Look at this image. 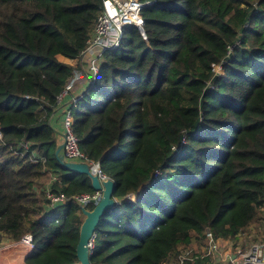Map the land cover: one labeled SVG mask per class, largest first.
Wrapping results in <instances>:
<instances>
[{
  "label": "trees",
  "instance_id": "1",
  "mask_svg": "<svg viewBox=\"0 0 264 264\" xmlns=\"http://www.w3.org/2000/svg\"><path fill=\"white\" fill-rule=\"evenodd\" d=\"M140 1H154L141 11L148 41L126 26L72 107L81 152L103 158L119 198L91 264L177 262L207 228L228 241L264 224V0ZM103 10L104 0H0V233L33 236L26 264L78 261L73 197L94 189L59 165L51 118ZM49 183L65 206L48 209Z\"/></svg>",
  "mask_w": 264,
  "mask_h": 264
},
{
  "label": "built area",
  "instance_id": "2",
  "mask_svg": "<svg viewBox=\"0 0 264 264\" xmlns=\"http://www.w3.org/2000/svg\"><path fill=\"white\" fill-rule=\"evenodd\" d=\"M154 1L141 2L140 0H104V10L99 16L95 27L87 40L86 47L79 57L81 65L80 73H76L69 86L58 97V104L63 102L68 96L73 98V102L60 116L61 129L66 135L65 156L70 161H86L90 164V171L99 177L101 181L109 179L102 170L101 159L90 161L80 150L79 141L73 132L72 107L77 100L82 97L83 91L71 97V91L75 88L79 76H83L88 83H92L99 73L102 56L107 50H114L119 47L126 26L135 25L140 33L144 28V20L141 11L150 6ZM142 34V33H141ZM87 59L88 71L84 62ZM219 68V69H218ZM214 73L219 77L225 76L224 68L221 64L213 65ZM2 133L0 130V138ZM23 147H28L24 143ZM45 199L48 209L55 210L66 205L68 198L65 194L56 193L49 183L45 189ZM103 196L102 191L85 193L73 197L74 201L81 207L89 205L96 206ZM133 200V197H129ZM119 200V199H118ZM90 248H93V241ZM35 249V243L31 234L25 235L21 240L14 241L5 234L0 233V264H26V259ZM198 257L202 259L212 258L211 264H264V240H259L248 245H232L227 249L219 238H216L211 229L204 232V244L201 246V254L197 256L191 247L183 248L179 259L175 264H194ZM164 264H173L166 261Z\"/></svg>",
  "mask_w": 264,
  "mask_h": 264
},
{
  "label": "water",
  "instance_id": "3",
  "mask_svg": "<svg viewBox=\"0 0 264 264\" xmlns=\"http://www.w3.org/2000/svg\"><path fill=\"white\" fill-rule=\"evenodd\" d=\"M141 33L143 39L147 42L148 39L144 28L142 29ZM72 102L73 98H65L63 102L58 104L54 114L58 113L61 116ZM51 126L55 130V133L57 135L58 145L55 151V155L59 165L73 173L86 175L91 179L92 188L94 189V191H102L103 193L101 201L99 202V204L94 206L93 209L90 210L86 207L80 206L83 217L80 227L79 241L76 248L78 261L74 264H91L90 243L95 235L101 218L107 210L119 204V198L117 197L116 193V184L111 179L101 181L97 175H94L90 171V164L88 162L68 160L65 156L66 135L58 124H54L53 116L51 118ZM102 160L103 158L101 159V163Z\"/></svg>",
  "mask_w": 264,
  "mask_h": 264
},
{
  "label": "rangeland",
  "instance_id": "4",
  "mask_svg": "<svg viewBox=\"0 0 264 264\" xmlns=\"http://www.w3.org/2000/svg\"><path fill=\"white\" fill-rule=\"evenodd\" d=\"M84 65L85 69L88 71L87 59L84 62ZM259 240H264V224L260 221L252 223L245 232L238 233L236 237L231 238L228 241L222 240L221 242L223 244V248L227 249L232 245H248ZM202 244V240L199 241L196 236L193 235L191 243L186 247H191L196 254ZM169 263L175 264L174 259Z\"/></svg>",
  "mask_w": 264,
  "mask_h": 264
},
{
  "label": "crops",
  "instance_id": "5",
  "mask_svg": "<svg viewBox=\"0 0 264 264\" xmlns=\"http://www.w3.org/2000/svg\"><path fill=\"white\" fill-rule=\"evenodd\" d=\"M72 64H76V62H72ZM76 73H80V70L78 72H76ZM88 85H89L88 81L83 76H79V79H78V82H77V86H75V88H73L72 91H71V97L74 96L76 93H78L80 91L86 90V88H87ZM60 118L61 117H60V115L58 113H56V114L53 115V122H54V124H56V125L58 124L61 127V125H60V121H61ZM202 243L204 244V242H202ZM201 246H200V249H198V251H197L198 254L196 253L197 256L201 254ZM198 259H200L201 261L207 262V264H211L212 261H213L212 258L202 259V258L198 257ZM172 260H173L172 258H168L167 261L171 262Z\"/></svg>",
  "mask_w": 264,
  "mask_h": 264
}]
</instances>
